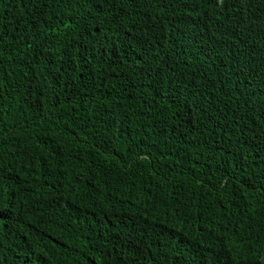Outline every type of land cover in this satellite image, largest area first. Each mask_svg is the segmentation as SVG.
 Returning a JSON list of instances; mask_svg holds the SVG:
<instances>
[{
	"label": "trees",
	"instance_id": "16d2710c",
	"mask_svg": "<svg viewBox=\"0 0 264 264\" xmlns=\"http://www.w3.org/2000/svg\"><path fill=\"white\" fill-rule=\"evenodd\" d=\"M0 264H264V0H0Z\"/></svg>",
	"mask_w": 264,
	"mask_h": 264
},
{
	"label": "bare ground",
	"instance_id": "6f19581e",
	"mask_svg": "<svg viewBox=\"0 0 264 264\" xmlns=\"http://www.w3.org/2000/svg\"><path fill=\"white\" fill-rule=\"evenodd\" d=\"M237 23V22H236Z\"/></svg>",
	"mask_w": 264,
	"mask_h": 264
}]
</instances>
